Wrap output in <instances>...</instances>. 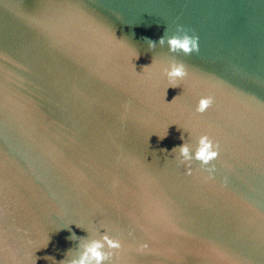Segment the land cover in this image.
Masks as SVG:
<instances>
[{
    "label": "water",
    "instance_id": "water-1",
    "mask_svg": "<svg viewBox=\"0 0 264 264\" xmlns=\"http://www.w3.org/2000/svg\"><path fill=\"white\" fill-rule=\"evenodd\" d=\"M105 233L110 264H264V0H0V264Z\"/></svg>",
    "mask_w": 264,
    "mask_h": 264
},
{
    "label": "clouds",
    "instance_id": "clouds-1",
    "mask_svg": "<svg viewBox=\"0 0 264 264\" xmlns=\"http://www.w3.org/2000/svg\"><path fill=\"white\" fill-rule=\"evenodd\" d=\"M177 30L183 31L182 26L178 25ZM147 41L149 42V48L154 47L155 42L150 39ZM158 43L161 45L165 43L164 36L159 38ZM167 45L168 51L172 53L183 52L185 55H188L199 51L198 37L195 35L189 36L186 33L182 36L174 35L169 37L167 39ZM165 75L169 82V87L175 88L178 86V82L183 80L188 75V72L183 63L173 62L165 70ZM175 99L176 97L173 98V100ZM213 103L214 98L212 96H202L198 100L195 109L196 113H204ZM181 139H183V137H181ZM218 147L219 146L215 144L208 135H200L197 139V146L194 152L191 154L189 151V146L185 143L174 147L172 152H178L179 157L181 158V163H185L186 172L190 174L191 168L188 166V164L192 160L199 161L201 165H208L210 161L218 157ZM209 171H211V169ZM120 247L121 244L118 239L110 237L105 233L101 235L99 240H90L88 243H86L79 259L69 261L68 264H105V262H109L110 264V258L113 254L112 250H118Z\"/></svg>",
    "mask_w": 264,
    "mask_h": 264
}]
</instances>
